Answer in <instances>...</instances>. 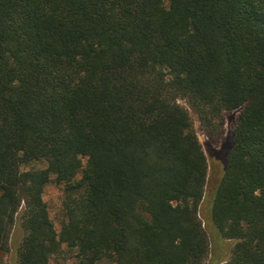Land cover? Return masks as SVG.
Here are the masks:
<instances>
[{
    "label": "trees",
    "instance_id": "trees-1",
    "mask_svg": "<svg viewBox=\"0 0 264 264\" xmlns=\"http://www.w3.org/2000/svg\"><path fill=\"white\" fill-rule=\"evenodd\" d=\"M236 110L211 218L264 264V0H0V264L17 224L18 264H204L191 112L217 141Z\"/></svg>",
    "mask_w": 264,
    "mask_h": 264
},
{
    "label": "rangeland",
    "instance_id": "rangeland-1",
    "mask_svg": "<svg viewBox=\"0 0 264 264\" xmlns=\"http://www.w3.org/2000/svg\"><path fill=\"white\" fill-rule=\"evenodd\" d=\"M239 114L240 110L224 113V133L217 141H212L206 135L197 117L193 112H191L197 136L203 146L208 161V175L205 197L199 209V217L203 222V226L207 232L210 243L209 255L204 264H223L224 261L230 259L235 244V241L222 238L218 229L214 225L211 218V200L213 198V192L216 186L224 176L226 158L233 140L232 132L236 125ZM34 166L35 168H43L45 167V164L39 163ZM80 178L81 175H79L77 179ZM43 198L47 204L55 229L59 232L62 224L66 220L64 208V186L58 185L55 182L50 183L45 188ZM22 236L23 231L17 224L13 230L10 252L4 256V260L7 264L19 263L16 246ZM74 262L75 257L68 251H64L61 255L55 256L51 260V264H74Z\"/></svg>",
    "mask_w": 264,
    "mask_h": 264
}]
</instances>
